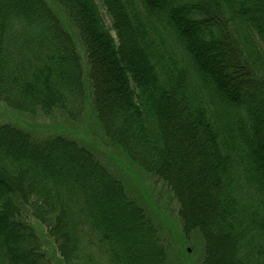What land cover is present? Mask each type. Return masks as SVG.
<instances>
[{"label":"trees","instance_id":"trees-1","mask_svg":"<svg viewBox=\"0 0 264 264\" xmlns=\"http://www.w3.org/2000/svg\"><path fill=\"white\" fill-rule=\"evenodd\" d=\"M83 56L103 135L171 189L204 264H264V0H0L7 108L77 121ZM23 214L50 226L64 264H168L146 209L87 146L6 124L0 264H46Z\"/></svg>","mask_w":264,"mask_h":264},{"label":"rangeland","instance_id":"rangeland-1","mask_svg":"<svg viewBox=\"0 0 264 264\" xmlns=\"http://www.w3.org/2000/svg\"><path fill=\"white\" fill-rule=\"evenodd\" d=\"M105 12L102 11L103 18L110 27L112 23ZM82 62H84V79L87 83V105L85 114L77 121H72L60 112H56L52 118H34L12 111L0 102V127L9 124L23 128L37 138L62 136L87 146L113 177L122 183L129 198L146 209V213L155 224L166 248L168 264H204L205 242L198 233L187 235L185 232L179 216L180 205L171 189L165 183L133 165L129 158L117 147L111 145L103 135L92 106L90 68L86 56H83ZM21 220L35 232L41 244L42 253L40 254L44 255L46 264H64L51 238L50 226L32 214H23Z\"/></svg>","mask_w":264,"mask_h":264}]
</instances>
